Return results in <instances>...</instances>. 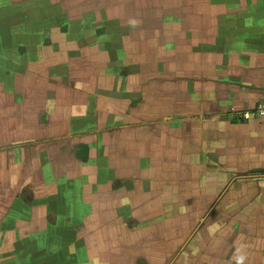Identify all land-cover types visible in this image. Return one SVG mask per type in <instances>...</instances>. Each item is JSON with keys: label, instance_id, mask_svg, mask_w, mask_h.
Returning <instances> with one entry per match:
<instances>
[{"label": "crops", "instance_id": "0c3cea01", "mask_svg": "<svg viewBox=\"0 0 264 264\" xmlns=\"http://www.w3.org/2000/svg\"><path fill=\"white\" fill-rule=\"evenodd\" d=\"M6 5L0 0V264H118L109 257L113 251L92 259L80 238L66 246L47 238L46 232L50 226L51 231L58 227L59 216H86L87 194H93L92 205L97 204L100 217L108 216L106 232H124L126 228L114 226L112 216L148 215L144 211L152 216L150 209L156 211L160 204L150 205L147 195L150 189L165 193L159 183L172 169L175 178L184 170L185 183L193 185L194 195L198 185H213V171L218 170L224 178L221 183L228 187L220 195L223 199L229 196L230 185L257 190V183L264 180V117L243 115L264 105L263 1L258 6L257 36L209 38L207 55L194 58L183 77L162 82L157 70L153 80L150 75L142 79L144 91L131 92L127 108L101 97L95 87L92 90L93 83L57 82L52 91L47 82L32 78L39 70L46 78L54 77L53 66L42 69L41 56L32 51L39 39L35 28L32 36H17L23 30L30 32L29 26L23 28L16 20L15 9L21 5ZM107 84L111 85L102 81L96 87ZM91 97L98 103H91ZM132 171L136 174L129 176ZM156 177L158 183L147 181ZM174 183L181 184L175 179ZM189 193L186 197L179 193L175 199H191ZM213 193L206 199L215 200ZM115 203L116 209L111 207ZM113 210L118 212L112 215ZM230 238L223 235L210 241L208 256L203 255L204 245L192 239L191 253L200 250L192 261L226 264L230 249L246 256L240 239ZM48 241L59 246L53 248L55 257L44 253ZM224 243L230 247L223 248ZM249 250L257 254V245ZM82 251L89 258L81 256Z\"/></svg>", "mask_w": 264, "mask_h": 264}, {"label": "rangeland", "instance_id": "374dc122", "mask_svg": "<svg viewBox=\"0 0 264 264\" xmlns=\"http://www.w3.org/2000/svg\"><path fill=\"white\" fill-rule=\"evenodd\" d=\"M259 1L264 2L6 0V7L21 5L15 9L18 15L16 20L21 22L23 28L29 26L30 32L25 34L23 30L22 34L17 36H32L31 31L35 28L34 36L39 39L32 51L41 56L39 64L43 65L42 69L53 66L50 70H54V77L46 78V74L39 70L36 71L37 74H32V78L35 75L38 81L47 82L52 91L57 82H60V85L63 82H81L93 83L96 86L102 81L110 82L111 85L107 84L101 88L91 85L92 90L95 87L101 97L105 96L110 102H116L120 108H127L131 92L138 95L137 92L144 91L142 79L146 81L150 75V80H153L152 77L158 74L157 70H160L164 79L162 82L168 83L172 78L183 77L190 64L194 63V58L202 60L207 55L205 49L209 38L257 36V23L261 16ZM23 15L29 16L30 19ZM64 27L67 30H64ZM119 87L122 91L117 93ZM169 91L170 87L167 85L168 99ZM91 93L94 97V92ZM96 102L97 100L91 99V103ZM108 122L107 119L103 120V125ZM217 163L220 164L218 161ZM88 171L93 172L90 169ZM218 172L213 171V185H198V191L194 195L193 185L185 183L187 176L184 175V170L181 177L176 175L175 178L172 169L159 183L165 188V193L158 194L150 189L151 192L147 195L150 205L160 204L158 210L150 209L152 216L145 211L148 215L142 217L115 216L113 214L118 211L109 212L113 215L111 222L114 226L127 229V232L117 231L113 235L106 232L107 228L104 227V219L108 216L100 217L97 204L92 205L93 194H87L90 200L86 201L85 205L87 215L59 216V221L55 218V225L58 227L51 231L50 226L46 232L47 238L56 243L64 242L66 246L74 245V241L80 238L79 243H85L90 249L89 256L92 259L113 251V255L109 257L118 264H195L196 260L192 261L195 257L193 254L197 251L199 255L200 250L195 248L191 253L192 239L196 240L198 246L204 245L206 252L204 251L203 255L208 256V246L212 245L210 241L230 235V239H240L238 242L243 248L241 253L246 252V256L236 255V250L228 248L230 250L224 257L226 264H264V180L257 183V190H249L248 186L244 189L243 186L230 185L229 196L225 200L220 195L228 187L221 183L224 178L221 179ZM135 174L132 171L128 175ZM262 176L264 177V174ZM174 179L182 185L174 183ZM147 181L152 185L155 181L158 183L157 177ZM176 185L182 190L179 191L180 197H186V193L191 192L187 194L191 199L176 200L175 198L179 197V193L174 189ZM211 193L215 200L206 199ZM125 195L126 192H123V196ZM252 196L254 201L249 200ZM159 198L160 201L157 200ZM117 204L111 207L116 209ZM140 205L141 203L135 208V213H139L136 210H139ZM53 219L51 217L49 221ZM36 227H39V224ZM206 238L209 241H206ZM112 243H116L118 247ZM240 245L235 247L241 248ZM250 245H257V254L256 250H249ZM120 246H127V249L122 250ZM222 247L230 246L224 243ZM53 248L59 246L55 247L53 243H49L48 248H44V253L49 258L55 257ZM120 251L126 254H120ZM83 253L82 251L81 256L89 258ZM248 256L251 259H248ZM73 260L75 261L72 258ZM248 260L253 263H247ZM196 264H206V260L199 259Z\"/></svg>", "mask_w": 264, "mask_h": 264}, {"label": "built area", "instance_id": "2783aa9c", "mask_svg": "<svg viewBox=\"0 0 264 264\" xmlns=\"http://www.w3.org/2000/svg\"><path fill=\"white\" fill-rule=\"evenodd\" d=\"M243 117H264V105H259L255 111L248 112Z\"/></svg>", "mask_w": 264, "mask_h": 264}]
</instances>
